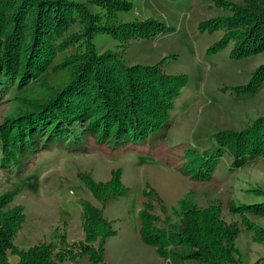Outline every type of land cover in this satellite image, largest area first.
I'll return each instance as SVG.
<instances>
[{
  "label": "rangeland",
  "instance_id": "1",
  "mask_svg": "<svg viewBox=\"0 0 264 264\" xmlns=\"http://www.w3.org/2000/svg\"><path fill=\"white\" fill-rule=\"evenodd\" d=\"M67 1L84 3L90 12L106 15L92 1ZM126 1L131 2V10L116 11L115 17L104 18V24L151 20L167 29L155 26L153 35L127 42L99 31L92 42L98 51L119 54L126 65L158 64L165 74L185 76L168 123L142 144L113 149L112 142L96 144L89 137L85 148L72 151L55 146L21 167L1 165L0 150V195L14 192L0 213L19 206L24 215L12 236L13 245L25 250L51 243L56 251L76 254L65 263L94 264L86 254H77V245L85 239L83 206L89 203L102 211L114 230L105 240L103 258L95 264H171L142 241L139 213L142 202H149L147 212L154 217L149 225L167 231L182 212L179 202L186 199L196 208L213 205L225 223L238 229L234 243L239 258L246 264L264 263V213L246 210L249 204H264V153L234 167L228 148L221 154L217 151L218 137L230 138V132L243 131L264 115V49L236 54L223 25L232 5L242 0ZM82 27L76 21L66 34L78 33ZM47 77L58 76L50 70ZM25 86L0 94V124L25 106V98L39 97L46 85L37 80ZM196 156L214 163L210 178L192 175L200 167H191L186 160ZM115 171L124 192L109 198L103 192L102 197L94 195L88 179L104 188ZM100 239L97 235L90 245L98 248ZM7 259L8 264H17L19 256L8 251Z\"/></svg>",
  "mask_w": 264,
  "mask_h": 264
},
{
  "label": "trees",
  "instance_id": "2",
  "mask_svg": "<svg viewBox=\"0 0 264 264\" xmlns=\"http://www.w3.org/2000/svg\"><path fill=\"white\" fill-rule=\"evenodd\" d=\"M89 1L104 8L106 15L90 12L84 3L67 0H0V94L22 84L28 88L37 80L46 85V92L25 98V106L0 124L1 165L21 167L42 150L55 146L82 149L89 137L96 144L112 142L113 149L128 143L142 144L167 125L174 99L186 84L185 76L165 74L158 64L126 65L119 54L98 51L92 42L99 31L127 42L153 35L155 26L161 31L166 26L151 20L104 24V18L115 17L116 11L131 10V2ZM76 21L83 23L81 31L66 34ZM225 21L223 25L236 54L243 56L264 49V0H242L232 5ZM50 70L58 77L50 80ZM81 122H85L83 126ZM230 133V138H217V151L221 154L228 148L232 166L239 167L264 153V115L255 119L251 127ZM200 159L196 156L186 163L200 167L197 174H192L194 177L208 179L215 165ZM104 185L99 188L88 179L89 189L99 197L102 192L107 193L104 198L124 192L119 172H113L112 179ZM13 193L0 195V208L7 205ZM179 204L180 216L167 231H160L149 225L154 218L147 212L150 203L142 202L139 234L144 243L160 257L169 258L171 264H246L234 243L238 229L225 223L213 205L196 208L186 199ZM247 206V212L264 213V204ZM20 208L0 213V264H8V251L19 256L17 264H68L65 260L76 254L71 250L56 251L51 243L25 250L13 245L12 236L24 217ZM82 212L85 239L77 245V254H86L94 264L99 263L105 240L114 230L95 206L85 203ZM97 235L101 239L94 249L90 242ZM181 247L185 252L178 251Z\"/></svg>",
  "mask_w": 264,
  "mask_h": 264
}]
</instances>
